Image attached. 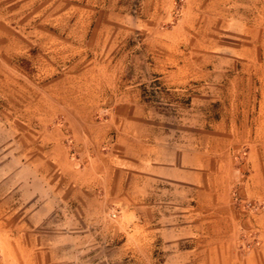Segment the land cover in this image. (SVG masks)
Here are the masks:
<instances>
[{
    "label": "crops",
    "instance_id": "obj_1",
    "mask_svg": "<svg viewBox=\"0 0 264 264\" xmlns=\"http://www.w3.org/2000/svg\"><path fill=\"white\" fill-rule=\"evenodd\" d=\"M232 1L143 0L151 26L145 40L167 54L158 70L165 84L183 87L203 78L211 26L224 20ZM174 8L179 13L172 22ZM160 26L166 29L158 30ZM0 27V42L9 43L12 38ZM6 69L11 70L8 65ZM52 70L45 64L43 73L52 75ZM2 75L4 87L10 80ZM68 80L61 75L57 81L33 85V104L27 110L28 123L38 129L30 163L49 187L40 200L28 202L29 217L59 222L53 220L44 237L38 226L22 233L19 229L6 244V259L12 264H97L105 251V264H151L155 244L168 247L188 240L201 227L205 230L199 233L207 236L201 240L202 250L222 249L217 244L233 234L237 220L229 166L213 158L215 135L220 146L214 151L219 149L217 155L226 159L225 131L203 133L201 147L193 130L179 132L175 141L171 132L157 131L135 90L117 89L115 72L101 83L99 72L85 69L71 89ZM69 90L75 94L70 103ZM260 91L257 117L262 116L263 130L255 131L254 138L264 144V85ZM106 93L111 97L107 106L101 101ZM254 176L260 182L263 169ZM256 219L261 225V217ZM183 250L195 256L197 248ZM83 252L88 253L80 260Z\"/></svg>",
    "mask_w": 264,
    "mask_h": 264
},
{
    "label": "rangeland",
    "instance_id": "obj_2",
    "mask_svg": "<svg viewBox=\"0 0 264 264\" xmlns=\"http://www.w3.org/2000/svg\"><path fill=\"white\" fill-rule=\"evenodd\" d=\"M178 13L177 8L171 11L172 22ZM149 23L143 0H0V26L12 38L0 42V79L4 72L10 80L0 85V264H12L4 249L19 229L22 233L38 226L35 229L44 237L54 223L52 218H30L28 211V202L40 200L49 188L30 163L38 135L27 121L33 85L67 75L71 89L73 79L85 69L99 72L101 83L115 72L117 89L135 90L157 131L171 132L175 141L185 130L195 132L197 147L203 145L205 132L224 130L228 136L225 160L217 155L219 149L214 151L220 139L212 135L211 143L213 158L229 166L237 216L233 234L223 237V245L217 244L222 249L202 250L201 240L207 236L198 227L188 240L168 247L155 244L151 264H264V177L257 182L254 176L255 170L264 171V144L254 138L255 131L263 130L262 116L257 115L264 85V0L232 1L224 20L211 26L203 78L183 87L161 79L158 70L167 54L146 42ZM45 64L53 68L52 75H44ZM74 95L69 90V103ZM110 98L106 93L101 101L107 106ZM189 247L197 248L195 256L183 250ZM87 253H79L80 260ZM60 254L55 252L57 257ZM105 254L100 252L97 264L106 263Z\"/></svg>",
    "mask_w": 264,
    "mask_h": 264
},
{
    "label": "built area",
    "instance_id": "obj_3",
    "mask_svg": "<svg viewBox=\"0 0 264 264\" xmlns=\"http://www.w3.org/2000/svg\"><path fill=\"white\" fill-rule=\"evenodd\" d=\"M109 215H110V217H111V218H113V217H114V213H110Z\"/></svg>",
    "mask_w": 264,
    "mask_h": 264
}]
</instances>
